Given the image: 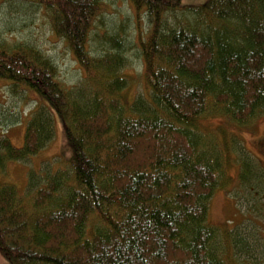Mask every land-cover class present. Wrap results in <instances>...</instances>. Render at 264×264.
Here are the masks:
<instances>
[{
	"label": "trees",
	"instance_id": "1",
	"mask_svg": "<svg viewBox=\"0 0 264 264\" xmlns=\"http://www.w3.org/2000/svg\"><path fill=\"white\" fill-rule=\"evenodd\" d=\"M18 1L44 8L83 83L66 86L34 48L0 45V78L42 102L21 148L0 140V254L10 264H235V255L254 264L246 238L208 222L212 193L226 185V154L217 158L213 141V155L202 147L198 122L221 115L244 126L264 116V0H126L149 26L135 42L148 97L131 101L124 97L131 84L124 39H109L101 57L90 51L102 0ZM177 11L183 20L167 25ZM46 102L61 119L69 171L57 169L43 182L31 171L22 196L3 172L51 140ZM248 161L239 181L249 178ZM219 235L229 243L222 249Z\"/></svg>",
	"mask_w": 264,
	"mask_h": 264
},
{
	"label": "rangeland",
	"instance_id": "2",
	"mask_svg": "<svg viewBox=\"0 0 264 264\" xmlns=\"http://www.w3.org/2000/svg\"><path fill=\"white\" fill-rule=\"evenodd\" d=\"M205 0H182L180 6H193L202 4ZM100 14L94 20V27L90 32V51L94 57H101L107 52L106 43L114 36H120L125 41L123 57L125 73L130 77V87L125 92V100L131 101L138 96H146V87L142 82V64L140 54L135 42L138 40V31H145L146 19L138 23L135 12L126 0H102ZM181 13L174 12L166 16L167 25H174L183 20ZM194 25V23H190ZM0 45L8 49L17 45H25L34 48L47 57L57 68L59 80L66 86L76 87L83 83L79 66L62 38L51 31L49 19L43 7L13 0L1 2L0 0ZM132 46V47H130ZM129 47V48H128ZM85 90V91H84ZM88 87L83 88V94ZM31 92L25 93L12 91L7 80L0 78V140L8 138L15 148H21L27 122L39 103H42ZM50 107L53 124V136L45 147L37 154L24 161H9L4 169L3 179L10 183L19 194L25 196L30 172L41 175L38 181L43 182L47 174L60 169L65 173L69 171L67 162L70 150L64 134L61 119ZM149 109L155 110L154 106L146 102ZM202 131L204 145L207 151L213 155L209 145L211 141L216 143L217 158L225 155L223 159L224 172L221 182L226 185L219 186L212 193L208 203V222L223 230L234 229L246 238L249 247H252L250 258L254 264H264V116H258L249 124L237 126L228 123L221 115L206 114L198 122ZM238 139L235 145L232 141ZM232 142L231 147L225 144ZM243 145L248 151L245 152L240 146ZM228 148L232 151L228 152ZM226 150V153L222 151ZM241 149V150H240ZM251 164L249 177L239 181V173L242 164ZM250 166V165H249ZM255 172L259 173L258 175ZM34 176V175H33ZM252 178V179H250ZM248 180V182L246 181ZM220 236V235H219ZM221 249L229 245L228 239L219 237ZM230 242V241H229ZM231 249V250H230ZM229 252H232L230 246ZM229 256V255H228ZM236 256V255H235ZM232 257L235 264H243V257ZM251 263V262H250ZM0 264H10L0 254ZM248 264V263H246Z\"/></svg>",
	"mask_w": 264,
	"mask_h": 264
},
{
	"label": "bare ground",
	"instance_id": "3",
	"mask_svg": "<svg viewBox=\"0 0 264 264\" xmlns=\"http://www.w3.org/2000/svg\"><path fill=\"white\" fill-rule=\"evenodd\" d=\"M201 144V143H200ZM216 188V187H215Z\"/></svg>",
	"mask_w": 264,
	"mask_h": 264
}]
</instances>
